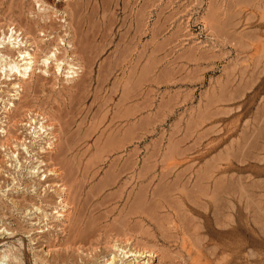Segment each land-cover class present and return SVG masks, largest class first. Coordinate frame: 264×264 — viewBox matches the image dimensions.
Here are the masks:
<instances>
[{
  "label": "rangeland",
  "instance_id": "obj_1",
  "mask_svg": "<svg viewBox=\"0 0 264 264\" xmlns=\"http://www.w3.org/2000/svg\"><path fill=\"white\" fill-rule=\"evenodd\" d=\"M68 1L69 4H67ZM80 1L81 0H0V18L3 17L1 18L2 22L5 18L9 19L11 16H13V14L14 16L20 14L23 17L28 16L29 18H27L29 21L33 18H35L34 20L39 18L40 22L36 25V28L38 27V37L40 36L39 39H43L42 44L44 42L45 45V51L42 53V56L45 55L47 49V51L51 50V53H54L57 50V53L61 51V53H58L59 56H62L65 51H68L69 53H67L69 59L66 57V61L63 65H67L66 68L64 67L65 70L62 72L63 74L58 72L57 69V74L54 73L53 64L50 68H48L44 66L41 61L36 63L35 74L32 76L34 79L31 77V83H25L27 86L25 85L26 88H24V91L22 92L23 95L25 93V96L27 95L26 92H29V98L27 97L28 99H31L32 97V99L36 101L37 104L39 101V104H42L44 103L43 100L46 98V101H48L53 100L55 96L57 97L58 92L62 91L64 87H71L73 83L76 84L75 80L77 79L75 78V80H71V78L69 79L66 77L65 73L69 66L67 64L68 61H72L77 66L80 63L77 59L76 61L72 60L71 56H73V48H71V45L68 42L72 41L71 44L74 45V48L80 46L78 49L81 54V60H83L84 57V60L82 61L84 68L80 69L79 77L80 75H87L85 78H89V80L84 79L86 81L84 82L83 76V78H78L77 82H79L80 79L79 86L82 87V90L80 88V90L78 89L77 91L73 89L74 93L71 91V96L68 95V98H66L65 107L64 105L60 107V104L55 102L56 107L54 108H58V106L60 107L58 111L57 109H54L55 114L57 115H55L57 118L56 123L59 133L64 138L63 139L61 136L64 141L61 139L62 150H59V152L63 153L62 155L60 154L61 157H63L66 154L68 155L74 152L76 147L78 149L82 148L80 151H83V146L86 148L88 143L90 145L92 143L93 145H91L90 152L93 160L88 165H82V167L79 168L76 164L73 165L70 161H68V163L65 162L67 160L63 162L60 161V163H62L60 166L62 165L61 168L63 169L64 176H67V179L69 177V181L71 180V182H68V180L66 181V178H64V182H58L59 180L57 175H49V179L40 180L38 176L36 178V176L34 177V175L32 176L28 174L31 165L35 162L34 159L39 157L41 153V150L36 144H34L35 150L34 147L33 149H30L32 150V157L28 156L26 153L22 154L23 151L20 150L22 158L21 160L23 162L26 160L23 159L25 154V156H27L26 158H28L27 163L26 161L23 163L26 166L24 165L25 168L22 171L23 173L21 172V179L18 173L14 174V167H9V164H11L12 161L9 160V157H5L6 160L0 164V179H2L0 180V240L5 238L8 240L0 244V251H6V249L8 250L10 248L14 249L16 247V242L20 243L24 240L27 241V245L29 247L27 253H21L20 256H18L15 260L14 256L10 255L9 258H7V264H96L103 254L108 255L110 251H113V248H110L109 245L105 243V241L107 242L108 239L109 241L114 242L113 240H115V236L119 234L122 235L124 230L129 235H131L130 240H132V237L134 240L126 242V244L124 241L121 243L118 241L117 243L123 248L128 250L134 249V243L137 240L143 243L147 241L149 246L151 245L153 246L152 248L160 250H158L159 252L157 251L158 256H151L152 264H201L206 259L210 264H264V0ZM74 3L76 4L74 5ZM19 5L22 6L20 7ZM70 8H73L72 11ZM16 10L19 11L20 14L16 12ZM70 13L72 14L71 16L69 15ZM74 13L75 16L78 17L77 19H75V16H73ZM81 15H84V17H81ZM50 21L54 22L53 24L56 26L55 31H51V28H44L45 30L42 31V27L46 24L49 26ZM78 21H80L81 24ZM78 23L79 26L77 25ZM73 25H77L76 27L80 28L75 29ZM49 27H51V25ZM86 29L88 30L86 31ZM80 30L82 31L80 32ZM78 32L80 33L78 34ZM44 34L47 35L44 36ZM77 36L81 38H78L80 41L78 39L76 40ZM75 40L78 42H75ZM54 43H56L58 46L55 47L52 45ZM76 43L77 45H75ZM80 43L82 44L83 48L81 47ZM66 46L68 49L65 48ZM61 48L63 50H61ZM73 59H75L74 56ZM45 70H47L46 74H44ZM91 71L93 75L88 73ZM37 75L38 77H41V79L43 76L45 80L43 79L41 81L40 79L42 82L41 83ZM56 75L58 78H56ZM35 81L37 84L38 81L40 82L41 86H39L41 87V90L39 86L36 89H28L30 84L34 87L36 86ZM54 81L56 84L58 83V85H56ZM97 83L99 84L100 88H103L99 89ZM5 86L6 85L4 84L0 85V106H2L3 110H1L3 114L0 112V127L6 123L2 122V119L3 121H6L4 117L6 115L4 113L5 105L8 103V101L17 99L11 95L14 93L13 89L11 87L8 88ZM112 86L113 89H111ZM1 87L4 88L2 89ZM95 87H97L99 89L98 91L100 92L97 93V88L95 89ZM55 88H57V91ZM2 90L6 94L2 92ZM38 90H40L39 93ZM12 91L13 93H11ZM83 92L85 94L80 95ZM7 93H9L11 96ZM73 94H76L77 96L75 99V95ZM2 95H4V101L2 100ZM23 95H21V97ZM94 99H96L95 102L93 101ZM23 100H25V98L14 101H16V104L18 105V101L20 102ZM70 100L73 106L71 105ZM50 102L48 103L49 105ZM101 102L105 103V105ZM45 106L46 109H48V106ZM70 107H72V109ZM88 109L91 110L88 111ZM66 110L69 111H67L68 113L66 112L65 115L63 111ZM69 112H71V114H69ZM77 112L81 113L78 114ZM85 112L89 114V118L85 121V123L81 124V120H83L82 118L84 115H86ZM60 113H62L63 117L65 115L63 120H61L63 117L61 118ZM72 116L74 119H72ZM95 116L98 118L95 119ZM112 118L114 120L111 124H114V131L111 132L110 130L107 131L106 129ZM59 120L61 122L63 121L64 123L61 124ZM69 120L71 123H69ZM90 123L92 125L91 127ZM65 124L67 126H64ZM77 127L80 130H77ZM102 130H105L104 135H101ZM130 130L132 131L130 133L132 136L129 134ZM72 131L74 133L76 131V134L78 133L77 135L74 134V136H72L74 139L71 137V135H73ZM68 134L72 138L71 140H69L70 137L67 139V136H69ZM127 134L130 136L128 139L127 137L129 136ZM82 135L84 136L82 137ZM80 137L82 138L81 140ZM99 138V144L101 145L100 148L103 147L102 149L97 147L94 143ZM30 139L31 138H28V141ZM44 139L47 140V138ZM87 140H89V142ZM40 142L43 141L41 140ZM67 146H69V148H67ZM1 148L2 147H0V149ZM13 150H15V148H13ZM33 152L36 153V155L39 152L40 153L38 156H36ZM134 152L138 155L133 154ZM5 153L6 152L4 151V148H2L0 157H4ZM132 154L134 156L136 155L137 157L132 156ZM128 156L132 157L128 160ZM115 159H118V161ZM124 160H126L125 163H123ZM135 160L136 162L131 164ZM126 163L129 167L126 165ZM63 164H65V166L67 164V166L63 167ZM110 164L113 169L110 168L108 173L111 171L116 172H113L115 175H113L111 172L109 174L110 177L107 176V179L105 175L108 174L105 172H107L106 170L110 167ZM122 164H125L123 167L124 169L122 167L120 168V166H123ZM144 164L145 166H149L151 164V166L145 167L143 166ZM212 164L214 165L213 167L211 166ZM69 165H72L70 169ZM187 165L189 167H187ZM76 166L79 169L76 168ZM4 167L6 168L4 169ZM143 167L146 169L145 171H142ZM7 168L8 170H6ZM66 168L70 171L66 172L68 171ZM43 169H47V167L45 166L44 168L43 166L42 170ZM121 169L127 170L123 171ZM185 169H187V171ZM119 170L120 172L123 171V173L121 172V174L119 172V174ZM184 170L185 173L183 172ZM220 170V173H216ZM222 170L225 172H222ZM95 171L97 172L96 178L89 179V177L92 176ZM72 173L73 175L76 174L74 175L75 177L71 176ZM166 173H168V176ZM202 173L206 174L204 175L206 178L203 177ZM224 173L227 176L224 175ZM111 174L114 177H112ZM198 174L202 175V177ZM24 175L25 177H23ZM103 175L105 176L106 180H104L105 178L103 179ZM211 175L214 176L211 177ZM15 176L18 180L14 181ZM73 177L74 179H72ZM111 177L113 178L112 182L110 180ZM134 177H136V180ZM223 177H226L225 180H223ZM83 179L84 182H82ZM45 180L49 182L46 184V182H44ZM92 180L95 181L92 182ZM40 181L43 185L40 183ZM80 182L82 184L85 183L82 189H80L82 185L78 184ZM61 183H67L66 186L69 188L67 192L69 195L68 198L70 196L72 197V199L70 197L71 200H68L69 203L71 202L70 206H72V208L74 207L72 209L74 214H72V217H70L72 218V221L71 219L69 221L67 216H60L59 213H57V211L60 209V198L58 195H60L63 187L61 186ZM101 183L103 186L101 185L102 187H99ZM147 183L150 184L147 185ZM74 184H76L75 187ZM89 184L92 187H90ZM98 184L99 186L95 187ZM161 184H164V187ZM223 185H226V188H223ZM242 185H246L247 187L245 186L244 188ZM118 186L122 187L118 188ZM214 186H219L221 192L218 191V189ZM71 187L76 188L74 192L72 191L74 188L72 189ZM145 187L147 190H143ZM205 187L208 190L207 192L204 191L206 189ZM140 188L145 192V194ZM239 188L241 189L239 190ZM88 189L90 192L87 191ZM95 189L97 190L95 191ZM186 189H189V191ZM214 189H216L218 192H216ZM79 190L81 191L79 192ZM140 191L141 193L138 195L137 193ZM87 192L88 194L90 193L91 196H94L91 198L89 195H87ZM95 192H99V194H96ZM166 192L169 193V196ZM57 193L59 194L57 195ZM77 193H80L81 195H78ZM108 193L110 195H108ZM154 193L157 196H153ZM161 193H166V195L170 198L168 199L170 202L166 200L167 196L165 197ZM189 193L191 195L193 194L191 196L192 198L195 195L193 199H196L193 200L190 198ZM46 195L50 197H45ZM51 195H56V198H53ZM97 195L98 197H96ZM6 196H9L10 198H7ZM24 196L32 199L34 197L35 199H33V201L32 199H27ZM43 196L44 198H42ZM138 196L140 198H138ZM76 197H78L77 200ZM85 197H90L87 198V202L88 199L91 200L87 206L84 204V202L87 203L86 201H81L83 199L86 200ZM107 197H109V200ZM130 197L131 201L129 202ZM151 197H154L153 200L156 202V205L154 202L150 201L152 200ZM11 199H16L14 201L16 203L18 202L17 206L15 203V205H13V201ZM55 199L57 200L55 201ZM141 199H144V201H141ZM27 200H29V202ZM53 201H55V206L58 205L55 208L53 205L54 203H52ZM48 202L49 204H46ZM114 202L118 203L114 204ZM1 203L6 209L2 207ZM91 203L96 204L94 205L96 209H93V204ZM223 203L226 205V207ZM159 204L161 206H159ZM74 205H76V207ZM98 205L100 206L99 209H97V207H99ZM172 205H175L176 207ZM200 205L201 207H198ZM19 206L21 208L23 207L24 210L23 208L19 209ZM37 207L40 209L36 210ZM87 207H90V209L88 208V210L85 211ZM205 208L206 210H204ZM80 209L81 213L84 215L79 213ZM92 209L94 212H96L95 214L92 212ZM108 209H112L113 211L111 210L110 212ZM216 209L218 211H216ZM31 210L32 212L30 213ZM143 210L147 211L143 212ZM129 211L134 213L130 214ZM200 211H203L202 214H205L202 215ZM76 212L79 213L78 215L81 220L79 222L80 225L78 224V215ZM100 212L103 213L100 214ZM126 213H128V216H126ZM155 213H157V215ZM167 213L170 214L167 215ZM216 213L219 214V216H217ZM99 214L101 220L99 217V219L95 218V216ZM118 214H120V216ZM151 214L154 218L156 217V219L159 218V215L161 224L157 222L159 219L155 220L154 218H150L149 215ZM123 215L126 218H124ZM170 215L174 216L176 221L180 223L177 228L175 227V224H173V220ZM82 216L84 218L86 217V219H83ZM216 216L219 217V219ZM15 217L18 219V222L14 221ZM91 217H93V221L91 220ZM145 218L146 220H144ZM88 219L89 221H87ZM124 219L128 221L127 224L124 223L126 222ZM73 220H77V223L76 221L73 222ZM98 220L100 221L99 223ZM102 222L105 226H103ZM72 223H74L73 228L76 226V224L79 225H77L78 227L76 226L78 233L75 236H71L72 233L70 232V225ZM112 223H114L113 225L117 224L116 229H119L121 226L119 229L120 233L116 231L115 228V230L110 228L113 227ZM122 224L126 226H123ZM135 224H139L138 227L141 228H139L140 232L137 230V226L135 227ZM166 224L168 225L167 229ZM189 224L190 226L188 227ZM101 225L104 228L101 227L100 229ZM130 225H133V227L136 229H133L130 227ZM159 225L161 229L159 228ZM163 226H165L166 230L163 228ZM143 227H145L147 232L145 229H142ZM22 228L24 230L23 232ZM109 228L111 229L110 232L106 231L107 229L109 230ZM171 229H173V231ZM80 230L83 232L81 233ZM6 231L8 233L9 231L14 232L16 235L9 237V234ZM99 231L101 234L98 235V238L97 234H99ZM103 231L107 232L108 234ZM162 231L165 233L163 234ZM177 231L178 233L180 232L178 236L176 235ZM105 234L108 238H106ZM180 234H182V236ZM93 235L95 237H93ZM166 235L167 239L165 238ZM142 236L145 237H143L145 240H142ZM179 236H181V238ZM94 238L97 240L95 241ZM193 238L195 239L193 240ZM69 239L71 240L69 241ZM178 239H180V241ZM80 242L82 243L80 244ZM191 242L193 245H191ZM64 243H67L66 245L68 247H66ZM73 243L74 246H72ZM88 243H91L92 245ZM185 243L187 247L185 246ZM182 245H184V247ZM106 246L109 249L105 248ZM201 247L203 248L201 249ZM17 248L18 247H16L14 251ZM188 248L191 250L187 252ZM192 249L194 250V256L196 254L200 256L205 251L203 253L204 255L200 256L203 259H200L202 262L198 259V256L194 259L199 261H195L191 258V256H193ZM199 250L201 251L198 252ZM20 258L23 259L21 260ZM148 258H150V256H148Z\"/></svg>",
  "mask_w": 264,
  "mask_h": 264
},
{
  "label": "bare ground",
  "instance_id": "obj_2",
  "mask_svg": "<svg viewBox=\"0 0 264 264\" xmlns=\"http://www.w3.org/2000/svg\"><path fill=\"white\" fill-rule=\"evenodd\" d=\"M57 1V0H56ZM82 1V0H81ZM80 1V2H81ZM91 0H89L88 2H90ZM102 1V0H101ZM110 1V0H109ZM117 1V0H116ZM60 2V1H59ZM65 2V1H64ZM221 2V1H220ZM72 3V2H71ZM144 3V2H143ZM147 3V2H146ZM67 4H69V1H68V3ZM76 3H74V5H75ZM88 4V3H87ZM78 5V4H77ZM93 5H94V3H93ZM92 5V6H93ZM98 5V4H97ZM133 5V4H132ZM20 6V5H19ZM22 6V5H21ZM20 6V7H21ZM70 6H71V4H70ZM81 6V5H80ZM104 6V5H103ZM8 7H9V5H8ZM68 7V6H67ZM98 7V6H97ZM127 7V6H126ZM142 7V6H141ZM11 8V7H10ZM69 8V7H68ZM74 8V7H73ZM73 8H70L71 9V11H72V9ZM132 8V7H131ZM22 9H23V7H22ZM65 9V8H64ZM75 9V8H74ZM116 9V8H115ZM127 9V8H126ZM140 9H142V8H140ZM30 10V9H29ZM8 11V10H7ZM10 11H11V9H10ZM12 11H14V10H12ZM21 11H23V10H21ZM20 11V12H21ZM130 11V10H129ZM4 12V11H3ZM16 12H18L19 13V11H17L16 10ZM64 12H66V11H64ZM74 12V11H73ZM4 13H6V12H4ZM8 13V12H7ZM10 13V12H9ZM136 13V12H135ZM11 14H12V12H11ZM20 14V13H19ZM1 15V14H0ZM8 15V14H7ZM17 15V14H16ZM25 15V14H24ZM70 16L72 15L71 13L69 14ZM128 15H129V13H128ZM73 16H75V13L73 14ZM84 17V15H81V17ZM110 16V15H109ZM125 16V15H124ZM204 16V15H203ZM28 16H25V17H23L21 14L20 15H17V16H14V14H13V16H11L9 19H7V18H5L4 20H3V22H2V19L1 18H3V17H1L0 18V85H6L5 87H11L12 89H13V91H14V93H13V91L11 92V93H13V94H11L13 97H16L17 99H14V100H21V98H25V100H23V101H18V105L16 104V101H14L13 99V101H8V103L5 105V109H4V113L6 114L4 117H5V120L6 121H3V119H2V122L3 123H5V124H3V126H1L0 127V147H2V148H4V151L6 152L5 153V155H4V157H0V164L2 163V162H4L6 159H5V157H9V160H11L10 162H11V164H9V167L11 166V167H14V170H12V171H14V174H16V173H18V175H20L19 177H20V179H21V174L23 173L22 171L24 170V165L25 164H23L25 161H26V163H27V161H28V158H26L27 156H25L26 154L28 155V156H30V157H32V150H30L31 148L33 149V147L35 146L34 144H36L38 147H39V149L41 150V153H40V156L39 157H37L36 158V156H38V154L36 155V153H34L36 156H35V158L36 159H34L35 160V162L31 165V167H30V169H29V171L28 170H26V171H28V174H30V175H34V177L36 176V178H37V176H38V178L40 179V180H44V179H49L48 178V176L49 175H57L58 176V182H60V181H62V182H64V178H66V181L68 180V182H71V180L69 181V177H68V179H67V176L65 177L64 176V173H63V169L61 168V166H60V164H62V163H60V161L61 162H63V161H65V160H67V161H65L66 163H68V161H70V162H72V164L74 165V164H76L79 168L80 167H82V165H88V164H90L91 163V161L93 160V157H92V155H90V152H91V145H92V143H91V145L88 143V146L85 148V146H83L84 148H83V151H80L82 148H75V150H74V152H72L71 154H66L65 156H63V157H61V155L63 154V153H60L59 152V150L61 151L62 149H61V146H62V143H61V139L63 138V136L59 133V129H58V127H57V123H56V120H57V118H56V114H55V111H54V109H57V111L59 110V108L61 107V106H63L64 105V107H65V104H66V98H68V95H70L71 96V93L73 92V89H75L76 91L80 88L81 90H82V87L81 86H79L80 85V79H79V82H77V80H78V78H80V77H82L83 78V80L85 79V80H89V78H85V76H87V75H80V77H79V74H80V69H82V68H84L83 67V63H82V61L84 60V57H83V60H81L82 58H80L81 57V54H80V51H79V49H78V47H80V46H78L77 48H74V45L73 44H71L72 43V41H70V42H68L70 45H71V48H73L72 49V55L75 57V59H73V56H71L72 57V60L73 61H76V59L78 60V62H80L79 64H78V66L75 64V63H73L72 61H68V68H67V70H66V77L67 78H71V80L72 79H74L75 80V78L77 79V80H75L76 81V84L75 83H73V85L71 86V87H62L63 89H62V91H60V92H58V95H57V97L55 96V94H56V92H55V94H54V96H55V98L53 99V100H48L49 102L50 101H52V102H50V105L48 104L49 102L48 101H46V99H44L43 100V102L44 103H42V104H39V102H38V104H37V102L36 101H34L33 99H32V97H31V99H28L29 97H28V95H29V92H26V90H25V92H26V96H25V93H24V95L22 94V92L24 91V88H26V84H27V82H30L31 80V77L33 76V74H35V66H36V63L38 62L39 63V61H41L42 63H43V65L44 66H46V67H48V68H50L51 67V65L53 64L54 65V73H56L57 74V71H56V69L58 70V72H63V70H65V68H66V66H63L64 65V62L66 61V57L68 58V55H67V53H68V51H65L64 52V54L62 55V56H59V54L58 53H61V51H59L58 53H57V51L56 52H54V53H51L52 51L50 50V51H47L46 50V53H45V55L44 56H42V53L45 51V45H44V42H43V44H42V41H43V39H39V37H38V27L36 28V25L37 24H39V18L38 19H36V20H38V21H36V20H34L35 18H33V19H31L30 21L28 20V18H27ZM43 18V17H42ZM50 18V17H49ZM70 18V17H69ZM74 18V17H73ZM78 17H76L75 16V19H77ZM110 18V17H109ZM140 18V17H139ZM115 19V18H114ZM41 20V19H40ZM45 20V19H44ZM47 20V19H46ZM71 20V19H70ZM47 21H49V20H47ZM88 21H89V19H88ZM131 21V20H130ZM66 22V21H65ZM69 22H71V21H69ZM79 23H80V21H78ZM95 22V21H94ZM54 22L53 21H50V25H51V27H49L48 26V24H46L45 26H43L42 28V31L43 30H45V29H48V28H51V31L52 30H54L55 31V29H56V26H55V24H53ZM72 23H73V21H72ZM79 23L77 24L78 26H79ZM91 23V22H90ZM110 23V22H109ZM75 24V23H74ZM81 24V23H80ZM85 24V23H84ZM40 25H41V23H40ZM76 25V26H77ZM136 25H137V23H136ZM42 26V25H41ZM71 26V25H70ZM76 26H74L73 25V27H75V29H77V28H80V27H76ZM123 26V25H122ZM132 26V25H131ZM58 27V26H57ZM89 27H92V26H89ZM45 28V29H44ZM87 28V27H86ZM139 28V27H138ZM69 29V28H68ZM74 29V30H75ZM130 29V28H129ZM252 29V28H251ZM250 29V30H251ZM254 29V28H253ZM40 30V29H39ZM72 30H73V28H72ZM79 30V29H78ZM78 30H76V31H78ZM88 29H86V31H87ZM82 30H80V32H81ZM93 31V30H92ZM130 31V30H129ZM47 32V31H46ZM64 32V31H63ZM62 32V33H63ZM72 32V31H71ZM80 32H78V34L80 33ZM45 33V32H44ZM51 33V32H50ZM58 33V32H57ZM89 33V32H88ZM96 33V32H95ZM77 34V35H78ZM45 35H47V34H44V36ZM51 35V34H50ZM89 35V34H88ZM125 35V34H124ZM123 35V36H124ZM256 35V34H255ZM66 36V35H65ZM73 36H74V34H73ZM72 36V37H73ZM82 36H84V35H82ZM142 36V35H141ZM57 37V36H56ZM55 37V38H56ZM59 37H60V35H59ZM85 37V36H84ZM140 37V36H139ZM62 38V37H61ZM61 38H59V39H61ZM78 38H80V37H76V40L78 39ZM100 38H102V37H100ZM69 39V38H68ZM74 39V38H73ZM81 39V38H80ZM84 39V38H83ZM87 39V38H86ZM56 40V39H55ZM61 40H64V39H61ZM72 40V39H71ZM75 40V42H78V41H76ZM79 40V39H78ZM93 40V39H92ZM122 40V39H121ZM45 41V40H44ZM68 41V40H67ZM74 41V40H73ZM80 41V40H79ZM50 42V41H49ZM54 42V41H53ZM53 42H51V43H53ZM60 42V41H59ZM88 42V41H87ZM82 43V42H81ZM80 43V45H81V47H82V44ZM84 43V42H83ZM86 43V42H85ZM49 44V43H48ZM61 44V43H60ZM63 44H65V43H63ZM88 44V43H87ZM52 45H54L55 47L56 46H58L56 43H54V44H52ZM75 45H77V43L75 44ZM103 45V44H102ZM136 46H138L137 44H135ZM149 45V44H148ZM48 46V45H47ZM49 46H50V44H49ZM85 46V45H84ZM95 46V45H94ZM116 46V45H115ZM61 47V46H60ZM99 47H101V46H99ZM148 47V46H147ZM63 48V47H62ZM61 48V50H63ZM65 48H67V46L65 47ZM83 48V47H82ZM87 48V47H86ZM139 48V47H138ZM195 48V47H194ZM56 49V48H55ZM68 49V48H67ZM142 52V51H141ZM92 53V52H91ZM100 53H101V51H100ZM52 54V55H51ZM69 54V53H68ZM144 54V53H143ZM61 55V54H60ZM71 55V54H70ZM110 55V54H109ZM253 55V54H252ZM85 56V55H84ZM119 56V55H118ZM138 56H140V55H138ZM138 56H137V58H138ZM143 57V56H142ZM253 57V56H252ZM69 59V58H68ZM157 60V59H156ZM55 64H54V63ZM92 63V62H91ZM85 64V63H84ZM153 64V63H152ZM80 65V66H79ZM43 66V67H44ZM89 66H91V65H89ZM133 66V65H132ZM65 67V68H64ZM142 67V66H141ZM37 68V67H36ZM41 68V67H40ZM85 68H86V66H85ZM135 69V68H134ZM143 69V68H142ZM49 70V69H48ZM93 70V69H92ZM43 71V70H42ZM132 71H133V68H132ZM45 73L44 74H46L47 73V70H45L44 71ZM83 72V71H82ZM84 72H85V69H84ZM83 72V73H84ZM113 72V71H112ZM125 72H126V70H125ZM141 72V71H140ZM60 73V74H61ZM64 73V74H65ZM88 73H90V74H92V71L91 72H88ZM98 73V72H97ZM63 74V73H62ZM103 74V73H102ZM93 75V74H92ZM48 76V75H47ZM37 77H38V75H37ZM45 77V76H44ZM105 77H107V76H105ZM159 77V76H158ZM33 79H34V77H32ZM56 78H58L57 77V75H56ZM82 78H81V80H82ZM98 78H100V77H98ZM121 78V77H120ZM131 78V77H130ZM160 78V77H159ZM159 78H158V80H159ZM37 79V78H36ZM38 79H39V81H40V79H41V77H38ZM45 80V78H43V76H42V79H41V81L42 80ZM91 79V78H90ZM115 79V78H114ZM54 80V79H53ZM56 80V79H55ZM84 80V82H86ZM94 80V79H93ZM106 80V79H105ZM121 80V79H120ZM34 81V80H33ZM38 81V84L36 83V81H35V83H36V86L34 87V86H32L31 84H30V86H28V89H36L39 85H40V82ZM98 81V80H97ZM104 81V80H103ZM115 81V80H114ZM117 81V80H116ZM100 82V81H99ZM154 82V81H153ZM26 83V84H25ZM31 83V82H30ZM33 83V82H32ZM42 83V82H41ZM48 83V82H47ZM54 83H55V81H54ZM61 83H63V82H61ZM88 83H89V81H88ZM119 83V82H118ZM130 83V82H129ZM56 84V83H55ZM64 84H67V83H64ZM69 84V83H68ZM92 84V83H91ZM102 84V83H101ZM104 84V83H103ZM112 84V83H111ZM229 84H231V83H229ZM26 85V86H25ZM42 85H44V84H42ZM56 85H58V83L56 84ZM71 85V84H70ZM82 85V84H81ZM97 85L99 86V84L97 83ZM41 86V85H40ZM39 86V88H40V90H41V87ZM53 86H55V85H53ZM64 86H68V85H64ZM97 86V87H98ZM102 86V85H101ZM110 86V85H109ZM108 86V87H109ZM114 86V85H113ZM113 86H112V88L111 89H113ZM118 86V85H117ZM84 87V86H83ZM88 87V86H87ZM97 87H95V89L97 88ZM121 87V86H120ZM150 87V86H149ZM2 88V87H1ZM4 88V87H3ZM2 88V89H3ZM10 88V89H11ZM86 88V87H85ZM84 88V89H85ZM90 88V87H89ZM99 89H102L103 87H101L100 88V86L98 87ZM97 88V93L98 92H100V91H98L99 89ZM116 88V87H115ZM9 89V90H10ZM11 89V90H12ZM57 88H55V90H56ZM79 89V90H80ZM88 89V88H87ZM86 89V90H87ZM127 89V88H126ZM40 90H38V93H39V91ZM45 90H47V89H45ZM60 90V89H59ZM86 90H85V92H86ZM119 90V89H118ZM49 91V90H48ZM52 91V90H51ZM54 91V90H53ZM57 91V90H56ZM72 91V92H71ZM76 91H75V93H76ZM105 91V90H104ZM110 91V90H109ZM149 91V90H148ZM1 92V91H0ZM2 92H4L3 90H2ZM36 92H37V90H36ZM46 92V91H45ZM92 92H94V91H92ZM150 92V91H149ZM5 93V92H4ZM49 93H50V91H49ZM74 93V92H73ZM96 93V94H97ZM128 93V92H127ZM6 94V93H5ZM7 94H9V93H7ZM32 94H33V92H32ZM53 94V93H52ZM79 94V93H78ZM83 94H85L84 92L82 93V94H80V95H83ZM103 94V93H102ZM1 95V94H0ZM10 95V94H9ZM8 95V96H9ZM10 95V96H11ZM21 95H23L22 97H21ZM31 95V94H30ZM48 95V94H47ZM73 95H75L74 96V99H75V97H77L76 96V94H73ZM101 95V94H100ZM50 96H52V95H50ZM53 96V97H54ZM88 96H90V95H88ZM93 96H95V95H93ZM3 97H4V95H2V100H3ZM28 97V98H27ZM36 97V96H35ZM79 97V96H78ZM81 97V96H80ZM98 97V96H97ZM108 97V96H107ZM117 97V96H116ZM1 98V97H0ZM51 98V97H50ZM85 98V97H84ZM94 98V97H93ZM98 98H100V97H98ZM145 98V97H144ZM38 99V98H37ZM40 99V98H39ZM73 99V98H72ZM74 99H73V101H74ZM6 100V99H5ZM42 100V99H41ZM84 100V99H83ZM95 100L96 99H94L93 101L95 102ZM98 100V99H97ZM4 101V100H3ZM92 101V102H93ZM116 101V100H115ZM118 101V100H117ZM119 101H121V100H119ZM149 101V100H148ZM55 102L56 103H58V104H60V107L58 106V108H54V107H56L55 105ZM70 102H71V100H70ZM82 102V101H81ZM87 102V101H86ZM90 102V101H89ZM93 102V103H94ZM143 102V101H142ZM146 102V101H145ZM150 102V101H149ZM76 103V102H75ZM80 103V102H79ZM85 103V102H84ZM92 103V104H93ZM99 103V102H98ZM102 103V102H101ZM114 103V102H113ZM112 103V104H113ZM129 103V102H128ZM5 104V103H4ZM3 104V105H4ZM91 104V105H92ZM102 104H104L105 105V103H102ZM119 104V103H118ZM146 104V103H145ZM45 105H47L48 106V109H46V106ZM71 105L73 106V104H72V102H71ZM70 105V106H71ZM90 105V104H89ZM97 105V104H96ZM101 105V104H100ZM104 105H102V106H104ZM161 105H162V103H161ZM109 106V105H108ZM112 106V105H111ZM122 106V105H121ZM50 107V108H49ZM67 107V106H66ZM84 107V106H83ZM91 107V106H90ZM90 107H88V108H90ZM107 107V106H106ZM71 109H72V107H70ZM99 108V107H98ZM132 108V107H131ZM66 109V108H65ZM74 109V108H73ZM79 109V108H78ZM82 109V108H81ZM115 109V108H114ZM1 110H2V106H0V112H1ZM89 110H91V109H88V111ZM94 110H96V109H94ZM3 111V110H2ZM67 111H69V110H66V111H63V113H65V115H66V112ZM85 111V110H84ZM72 112V111H71ZM71 112H69V114H71ZM82 112V111H81ZM81 112H77L78 114L79 113H81ZM2 113V112H1ZM68 113V112H67ZM74 113V112H73ZM86 113V115H84V117L82 118L83 120H81V124H83V123H85V121L89 118L88 117V113L87 112H85ZM112 113V112H111ZM3 114V113H2ZM84 114V113H83ZM97 114V113H96ZM131 114V113H130ZM1 115V114H0ZM56 115V116H55ZM65 115H64V117L62 116V113H60V116H61V120H63L64 118H65ZM100 115V114H99ZM127 115V114H126ZM155 115V114H154ZM154 115H153V117H154ZM161 115H163V114H161ZM74 116V115H73ZM72 116V117H73ZM76 116H78V115H76ZM71 117V118H72ZM92 117V116H91ZM96 117V116H95ZM106 117V116H105ZM114 117V116H113ZM163 117V116H162ZM1 118V117H0ZM3 118V117H2ZM98 117H96L95 119H97ZM144 118V117H143ZM160 118V117H159ZM72 119H74V117L72 118ZM94 119V118H93ZM102 119V118H101ZM126 119V118H125ZM130 119V118H129ZM153 119V118H152ZM1 120V119H0ZM113 118H112V120H111V122H110V124L108 125V127H107V131L108 130H110L111 132L112 131H114V124H111L112 122H113ZM60 121V120H59ZM75 121V120H74ZM94 121V120H93ZM93 121H92V123H93ZM124 121V120H123ZM123 121H121V122H123ZM61 122V121H60ZM66 122H68V121H66ZM152 122H154V121H152ZM157 122V121H156ZM62 123H64L63 121L61 122V124ZM69 123H71V121L69 120ZM68 123V124H69ZM97 123V122H96ZM0 124H1V122H0ZM76 124V123H75ZM80 124V125H81ZM123 125V124H122ZM58 126H60V125H58ZM64 126H67L66 124L64 125ZM71 126V125H70ZM92 125H91V123H90V127H91ZM104 126V125H103ZM138 126V125H137ZM105 127V126H104ZM61 128V127H60ZM80 128V127H79ZM89 128V127H88ZM132 128V127H131ZM69 129V128H68ZM100 129V128H99ZM119 129V128H118ZM128 129V128H127ZM144 129H146V128H144ZM61 130V129H60ZM76 130V129H75ZM77 130H80V129H78V127H77ZM123 130V129H122ZM71 131V130H70ZM120 131V130H119ZM149 131V130H148ZM65 132V131H64ZM73 132V131H72ZM78 132V131H77ZM81 132V131H80ZM79 132V133H80ZM87 132V131H86ZM132 131L130 130V132H129V134L131 133ZM150 132V131H149ZM114 133V132H113ZM119 133H121V132H119ZM74 134H76V131H75V133L73 132V135H71V137L72 136H74ZM78 134V133H77ZM76 134V135H77ZM105 134V130H102L101 131V135H104ZM129 134H127L128 136H129ZM241 134V133H240ZM69 135V134H68ZM61 136H62V138H61ZM84 135H82V137H83ZM90 136V135H89ZM117 136H118V134H117ZM121 136V135H120ZM130 136H132L131 134H130ZM130 136L129 137H127V139L128 138H130ZM68 137H70V135L69 136H67V139H68ZM70 137V139L69 140H71L72 138L74 139V137H72L71 138ZM102 137V136H101ZM104 137V136H103ZM123 137V136H122ZM138 137V136H137ZM136 137V138H137ZM143 137V136H142ZM28 138H31L29 141H28ZM44 138H47V140L46 139H44ZM121 138V137H120ZM140 138V137H139ZM138 138V139H139ZM33 139V140H32ZM44 139V140H43ZM64 139V138H63ZM62 139V140H63ZM78 139V138H77ZM82 138L80 137V140H81ZM125 139H126V137H125ZM35 140V141H34ZM42 140L43 142H40V141ZM66 140V139H65ZM69 140H67V141H69ZM90 140V139H89ZM89 140H87L88 142H89ZM103 140V139H102ZM64 141V140H63ZM66 141V142H67ZM76 141V140H75ZM92 141V140H91ZM96 141V140H95ZM100 138L96 141V142H94L95 143V145L97 146V147H99L100 148ZM116 143V142H115ZM138 143V142H137ZM143 143V142H142ZM76 144V143H75ZM114 144V143H113ZM79 145V144H78ZM139 145V144H138ZM233 145V144H232ZM32 146V147H31ZM70 146V145H69ZM69 146H67V148H69ZM74 146V145H73ZM72 146V147H73ZM93 146V145H92ZM111 146V145H110ZM263 146V145H262ZM257 147V146H256ZM2 148L0 149V152H1V150H2ZM13 148H15V150H13ZM63 148V147H62ZM66 148V147H65ZM103 148V147H102ZM102 148H100V149H102ZM106 148V147H105ZM112 148V147H111ZM129 148V147H128ZM72 149V148H71ZM123 149V148H122ZM125 149H127V148H125ZM139 149V148H138ZM8 150V151H7ZM20 150H22L23 152H22V154H24V153H26L23 157V159L25 160L24 162L21 160L22 158H21V151ZM34 150H35V147H34ZM93 150V149H92ZM260 150V149H259ZM17 151H18V153H17ZM39 151V150H38ZM37 151V152H38ZM69 151V150H68ZM109 151V150H108ZM118 151V150H117ZM125 151H127V150H125ZM125 151H124V153H125ZM105 152V151H104ZM122 152V151H121ZM136 152H138V151H136ZM65 153V152H64ZM96 153V152H95ZM94 153V154H95ZM98 153V152H97ZM106 153V152H105ZM107 153H109V152H107ZM130 153V152H129ZM2 154V153H1ZM4 154V153H3ZM32 154V155H31ZM61 154V155H60ZM92 154V153H91ZM118 154V153H117ZM133 154H136L135 152L133 153ZM132 154V156H134ZM140 154V153H139ZM152 154V153H151ZM115 155V154H114ZM136 155H138V154H136ZM135 155V156H136ZM131 156V157H132ZM134 156V157H135ZM154 156V155H153ZM123 157V156H122ZM121 157V158H122ZM130 156H128V160H129V158H131ZM137 157V156H136ZM145 157V156H144ZM113 158V157H112ZM125 158V159H126ZM149 158V157H148ZM147 158V159H148ZM111 159V158H110ZM118 159H119V157H118ZM118 159H115L116 161H118ZM123 159V158H122ZM137 159H139V158H137ZM141 159V158H140ZM213 159V158H212ZM215 159V158H214ZM218 159V158H217ZM8 160V159H7ZM30 160V159H29ZM121 160V159H120ZM255 160V159H254ZM32 161V160H31ZM30 161V162H31ZM108 161V160H107ZM125 161L126 160H124V162L123 163H125ZM138 161V160H137ZM154 161V160H153ZM158 161V160H157ZM223 161V160H222ZM8 162V161H7ZM64 162V163H65ZM94 162V161H93ZM95 162H97V161H95ZM104 162V161H103ZM132 162V161H131ZM134 162H136V160L135 161H133L131 164H133ZM260 162V161H259ZM107 163V162H106ZM118 163V162H117ZM138 163V162H137ZM167 163V162H166ZM69 164H71V163H69ZM104 164V163H103ZM114 164H115V162H114ZM129 164V163H128ZM159 164V163H158ZM169 164V163H168ZM171 164V163H170ZM199 164V163H198ZM216 164H217V161H216ZM28 165V164H27ZM123 165V164H122ZM125 165V164H124ZM124 165L123 166H120V168L122 167H124ZM126 165H127V163H126ZM130 165V164H129ZM139 165V164H138ZM210 165V164H209ZM6 166H8V165H6ZM26 166V165H25ZM44 166V168H45V166L47 167V169H43L42 170V167ZM66 166H67V164H66ZM65 166V164H63V167H66ZM72 166V165H71ZM70 165H69V169H70V167H71ZM76 166V168H78ZM89 166H91V165H89ZM118 166H119V164H118ZM128 166V165H127ZM143 166H145V164L143 165ZM149 166H151V164L149 165ZM149 166H145V167H149ZM155 166H156V164H155ZM161 166V165H160ZM169 166V165H168ZM184 166V165H183ZM212 167L214 166L213 164L211 165ZM2 167H3V164H2ZM129 167V166H128ZM127 167V168H128ZM133 167V166H132ZM131 167V168H132ZM135 167V166H134ZM137 167V166H136ZM187 167H189L188 165H187ZM203 167V166H202ZM208 167V166H207ZM210 167V166H209ZM212 167H210V168H212ZM1 168V167H0ZM6 167H4V169H5ZM78 168V169H79ZM85 168V167H84ZM91 168V167H90ZM100 168V167H99ZM110 168H112V166H111V164H110V167L106 170L107 172H105L106 174H108V175H105L106 176V178H107V176H109V174L112 172H110V173H108V170H110ZM165 168V167H164ZM209 168V169H210ZM216 168V167H215ZM224 168V167H223ZM223 168H221V169H223ZM4 169H3V171H4ZM10 169V168H9ZM69 169H67L66 168V170H68V171H66V172H69L70 170ZM75 169V168H74ZM113 169V168H112ZM111 169V170H112ZM124 169V168H123ZM123 169H121V170H123ZM130 169V168H129ZM133 169V168H132ZM155 169H157V168H155ZM177 169V168H176ZM6 170H8V168L6 169ZM85 170V169H84ZM83 170V171H84ZM89 170V169H88ZM125 170H127V169H125ZM125 170H123V171H125ZM138 170V169H137ZM146 169H144V167H143V169H142V171H145ZM166 170V169H165ZM173 170V169H172ZM186 171H187V169H185ZM185 170L183 171L184 173H185ZM191 170V169H190ZM219 170V169H218ZM227 170V169H226ZM80 171V170H79ZM123 171H121L122 173H123ZM162 171V170H161ZM188 171H189V169H188ZM193 171V170H192ZM196 171V170H195ZM198 171V170H197ZM224 170H222V172H223ZM6 172V171H5ZM11 172V171H10ZM22 172V173H21ZM44 172V173H43ZM66 172H65V174H66ZM102 172V171H101ZM114 172V171H113ZM112 172V173H113ZM116 172V171H115ZM114 172V173H115ZM120 172V170L118 171V173ZM120 172V173H121ZM158 172V171H157ZM171 172V171H170ZM170 172H168V173H170ZM200 172H201V170H200ZM202 172H203V170H202ZM220 173L221 172V170L220 171H217L216 173ZM225 172V171H224ZM13 173V172H12ZM75 173H77V172H75ZM81 173V172H80ZM113 173V175H115ZM119 173V174H120ZM121 173V174H122ZM149 173V172H148ZM147 173V174H148ZM168 173H166V175L168 174ZM199 173V172H198ZM1 174V173H0ZM8 174V173H7ZM26 174V173H25ZM86 174V173H85ZM102 174V173H101ZM137 174V173H136ZM140 174V173H139ZM142 174V173H141ZM156 174V173H155ZM155 174H153V175H155ZM158 174V173H157ZM201 174V173H200ZM200 174H198V175H200ZM206 174H207V172H206ZM206 174H204V173H202V175H203V177L204 178H206L204 175H206ZM30 175H29V177H30ZM67 175V174H66ZM74 175H76V174H74ZM73 175V173H72V175L71 176H74ZM96 175H97V172L95 171V173L92 175V176H90L89 177V179L91 178V179H94V178H96ZM112 174H111V176L112 177H114ZM133 175H135V174H133ZM152 175V174H151ZM182 175V174H181ZM195 175V174H194ZM202 175H200L201 177H202ZM217 175V174H216ZM222 175H223V173H222ZM224 175H226L225 173H224ZM248 175V174H247ZM10 176V175H9ZM70 176V175H69ZM70 176V177H71ZM100 176V175H99ZM104 176V175H103ZM105 176L103 177V179L105 178ZM117 176H119V175H117ZM143 176V175H142ZM145 176V175H144ZM157 176V175H156ZM168 176V175H167ZM173 176V175H172ZM175 176V175H174ZM187 176V175H186ZM212 176H214V175H211V177ZM227 176V175H226ZM23 177H25V175L23 176ZM53 177V176H52ZM56 177V176H55ZM54 177V178H55ZM75 177V176H74ZM74 177L72 178V179H74ZM85 177H86V175H85ZM88 177V176H87ZM110 177V176H109ZM111 177V182H112V180H113V178ZM146 177V176H145ZM158 177V176H157ZM208 177V176H207ZM216 177V176H215ZM246 177V176H245ZM57 178V177H56ZM80 178V177H79ZM84 178V177H83ZM106 178L104 179V180H106ZM135 178V180H136V177H134ZM138 178V177H137ZM147 178V177H146ZM149 178H150V176H149ZM162 178H163V176H162ZM181 178V177H180ZM214 178V177H213ZM221 178V177H220ZM219 178V179H220ZM224 179L223 180H225V178L226 177H223ZM26 179V178H25ZM35 179V178H34ZM53 179V178H52ZM85 179V178H84ZM84 179H83V181L82 182H84ZM99 179V178H98ZM102 179V178H101ZM108 179V178H107ZM115 179V178H114ZM145 179V178H144ZM158 179V178H157ZM202 179V178H201ZM200 179V180H201ZM210 179V178H209ZM222 179V178H221ZM0 180H2V179H0ZM15 180H18V179H16V176L14 177V181ZM24 180V179H23ZM22 180V181H23ZM57 180V179H56ZM96 180V179H95ZM94 180V181H95ZM103 180V181H104ZM140 180V179H139ZM146 180H148V179H146ZM145 180V181H146ZM154 180V179H153ZM161 180V179H160ZM169 180V179H168ZM211 180V179H210ZM27 181V180H26ZM73 181V180H72ZM88 181V180H87ZM93 180H92V182H94ZM99 181V180H98ZM145 181H143V182H145ZM230 181V180H229ZM43 182V181H42ZM44 182H46V184H47V182H49V181H44ZM54 182V181H53ZM57 182V181H56ZM101 182V181H100ZM99 182V183H100ZM106 182V181H105ZM110 182V183H111ZM18 183V182H17ZM28 183V182H27ZM31 183V182H30ZM34 183V182H33ZM40 183H41V181H40ZM88 183V182H87ZM115 183V182H114ZM122 183V182H121ZM223 183V182H222ZM15 184V183H14ZM22 184V183H21ZM42 184V183H41ZM52 184V183H51ZM55 184V183H54ZM62 184V183H61ZM67 184V183H66ZM66 184H62L61 186H63L62 187V191L60 192V195H58L59 193H57V195L59 196V198H60V209L57 211V213H59V215L60 216H67L68 217V220L70 221V219H71V221H72V218H70V217H72L71 215L72 214H74L73 212L74 211H72V209L74 208H72V206H70V203H69V201L68 200H71L72 199V197H71V199H70V197L68 198V189L69 188H67V186H66ZM71 184V183H70ZM79 185L81 184L82 185V187L80 188V189H82L83 188V185L85 184V183H78ZM91 184V183H90ZM89 184V185H90ZM107 184V183H106ZM148 184H150V183H147V185ZM171 184H173V183H171ZM183 184V183H182ZM211 184V183H210ZM224 184V183H223ZM239 184V183H238ZM17 185H20V184H17ZM43 185V184H42ZM58 185V184H57ZM75 185L76 184H74V187H75ZM96 185V184H95ZM103 186V184L101 183L100 184V186H99V184L97 185V186H95V187H102ZM108 185V184H107ZM111 185V184H110ZM118 185V184H117ZM132 185H133V183H132ZM142 185V184H141ZM147 185H146V187H147ZM154 185V184H153ZM162 186L164 185V184H161ZM167 185V184H166ZM189 185V184H188ZM206 185H208V184H206ZM219 185V184H218ZM240 185V184H239ZM257 185H259V184H257ZM11 186V185H10ZM50 186V185H49ZM69 186V185H68ZM78 186V185H77ZM76 186V187H77ZM106 186V185H105ZM160 186V185H159ZM177 186V185H176ZM180 186V185H179ZM178 186V187H179ZM183 186V185H182ZM193 186V185H192ZM197 186H199V185H197ZM209 186V185H208ZM208 186H207V188H208ZM226 186V185H225ZM224 185H223V188H226ZM242 186H244V185H242ZM246 186V185H245ZM245 186H244V188H245ZM55 187V186H54ZM57 187V186H56ZM58 187H60V186H58ZM73 187V188H74ZM90 187H92L91 185H90ZM89 187V188H90ZM120 187H122V186H118V188H120ZM144 187V186H143ZM145 187V188H146ZM164 187V186H163ZM215 188H217L218 189V191H220L221 192V190L219 189V186H214ZM247 187V186H246ZM255 187V186H254ZM14 188V187H13ZM50 188H51V186H50ZM72 188V187H71ZM72 188V189H73ZM94 188V187H93ZM104 188V187H103ZM115 188V187H114ZM141 188H142V186H141ZM140 188V189H141ZM145 188H143V190H147V188L145 189ZM159 188V187H158ZM157 188V189H158ZM206 188V187H205ZM207 188L204 190L205 192H207L208 190H207ZM22 189V188H21ZM76 188H74L72 191L74 192V190H75ZM98 189H102V188H98ZM110 189V188H109ZM108 189V190H109ZM131 189V188H130ZM137 189V188H136ZM151 189V188H150ZM169 189V188H168ZM234 189V188H233ZM241 188H239V190H240ZM94 190V189H93ZM97 189H95V191H96ZM105 190V189H104ZM120 190V189H119ZM142 189H141V191H143ZM187 190V189H186ZM216 192H218L216 189H214ZM223 190V189H222ZM231 190V189H230ZM246 190V189H245ZM45 191V190H44ZM81 190H79V192H80ZM87 191H89V189L87 190ZM91 191H92V189H91ZM106 191V190H105ZM104 191V192H105ZM134 191V190H133ZM132 191V192H133ZM141 191L140 192H138L137 194L138 195H140V193H141ZM155 191H156V189H155ZM155 191H153V192H155ZM158 191H159V189H158ZM161 191V190H160ZM164 191V190H163ZM167 191V190H166ZM170 191H172V190H170ZM174 191H176V190H174ZM187 191H189V189L187 190ZM191 191H192V189H191ZM211 191V190H210ZM235 191V190H234ZM6 192V191H5ZM47 192V191H46ZM54 192H56V191H54ZM73 192H71V193H73ZM90 192V191H89ZM94 192V191H93ZM126 192V191H125ZM144 192V191H143ZM142 192V193H143ZM150 192V191H149ZM195 192V191H194ZM204 192V193H205ZM237 192V191H236ZM70 193V194H71ZM96 193V192H95ZM94 193V194H95ZM98 194H99V192H97ZM96 193V194H97ZM105 193H107V192H105ZM118 193V192H117ZM156 193H158V192H156ZM167 193V195L169 196V193L168 192H166ZM166 193H161L162 195H164L165 197L167 196L166 195ZM240 193H241V191H240ZM78 195H81L80 193H77ZM119 194V193H118ZM121 194V193H120ZM133 194V193H132ZM144 194H145V192H144ZM143 194V195H144ZM159 194V193H158ZM203 194V193H202ZM214 194H218V193H214ZM213 194V195H214ZM72 195V194H71ZM84 195V194H83ZM87 195H89L91 198L94 196L93 194V196H91V194L89 193L88 194V192H87ZM105 195V194H104ZM108 195H110L109 193H108ZM107 195V196H108ZM142 195V196H143ZM189 195H190V198H192L191 196L193 195H191L190 193H189ZM239 195V194H238ZM242 195V194H241ZM5 196V195H4ZM3 196V197H4ZM31 196V195H30ZM48 195H46L45 197H47ZM53 198L55 197L56 198V195L55 196H53V195H51ZM86 196V195H85ZM116 196V195H115ZM131 196V195H130ZM135 196H137V195H135ZM153 196H157V195H155V193L153 194ZM167 196V198H166V200L167 201H169L168 199H170L169 197ZM181 196V195H180ZM218 196V195H217ZM216 196V197H217ZM220 196V195H219ZM261 196V195H260ZM7 197V196H6ZM9 197V196H8ZM7 197V198H8ZM25 197V196H24ZM50 196H48V198H49ZM90 197H87V198H90ZM96 197H98V195L96 196ZM104 197V196H103ZM103 197H102V200H103ZM112 197V196H111ZM124 197V196H123ZM132 197V196H131ZM131 197H130V200H129V202L131 201ZM147 197V196H146ZM182 197V196H181ZM194 197H195V195H194ZM193 197V198H194ZM236 197V196H235ZM10 198V197H9ZM25 198H27V197H25ZM24 198V199H25ZM42 198H44V196L42 197ZM52 198V199H53ZM77 198L78 197H76V200H77ZM86 198V197H85ZM87 198H86V200L85 199H83V200H81V201H86L87 202ZM100 198V197H99ZM108 198V200H109V197H107ZM136 198V197H135ZM134 198V199H135ZM138 198H140L139 196H138ZM142 198V197H141ZM152 198V200H150L151 202H154L155 203V205H156V202L153 200V198L154 197H151ZM192 198V199H193ZM239 198H240V196H239ZM27 199H32V198H27ZM33 199H35L34 197H33ZM32 199V200H33ZM46 199V198H45ZM150 199V198H149ZM182 200H184L183 198H181ZM191 199V200H192ZM196 199V198H195ZM195 199H193V200H195ZM204 199V198H203ZM218 199V198H217ZM222 199V198H221ZM12 200V199H11ZM14 200H16V199H14ZM14 200H12L13 201V205H15L16 204V206H17V203L14 201ZM26 200V199H25ZM24 200V201H25ZM32 200H31V202H32ZM51 200V199H50ZM57 199H55V201H56ZM59 200V199H58ZM75 200V201H76ZM107 200V199H106ZM107 200V201H108ZM113 200H115V199H113ZM125 200V199H124ZM144 201V199H141V201ZM147 200V199H146ZM206 200V199H205ZM28 202H29V200H27ZM26 201V202H27ZM34 201V200H33ZM52 201V200H51ZM55 201H53L52 203H54ZM74 201V200H73ZM80 201V202H81ZM89 201L91 202V200H89L88 199V202L87 203H85L84 202V204H86V206L88 205V203H89ZM140 201V200H139ZM162 201V200H161ZM209 201V200H208ZM207 201V202H208ZM223 201V200H222ZM240 201V200H239ZM28 202H27V204H28ZM30 202V203H31ZM58 202V203H59ZM78 202V201H77ZM95 202H97V201H95ZM100 202H102V201H100ZM99 202V203H100ZM109 202V201H108ZM146 202V201H145ZM170 202V201H169ZM184 202H186V201H184ZM211 202V201H210ZM209 202V203H210ZM225 202V201H224ZM15 203V204H14ZM44 203H45V201H44ZM51 203V202H50ZM57 203V204H58ZM105 203H107V202H105ZM115 203H118V202H114V204ZM154 203H152V204H154ZM161 203V202H160ZM208 203V204H209ZM227 203V202H226ZM32 204H34V203H32ZM46 204H49V202L48 203H46ZM73 204V203H72ZM76 204V203H75ZM91 204H93V203H91ZM103 204V203H102ZM128 204V203H127ZM127 204H125V205H127ZM130 204V203H129ZM143 204V203H142ZM151 204V203H150ZM172 204V203H171ZM199 204H201V203H199ZM205 204H206V202H205ZM205 204H203V205H205ZM216 204V203H215ZM221 204V203H220ZM224 204V203H223ZM1 205H2V203H1ZM41 205V204H40ZM54 205V208L56 207V206H58V205H56L55 206V203L53 204ZM94 205H96V204H93V209H96L95 207H94ZM132 205V204H131ZM154 205V206H155ZM161 205H162V203H161ZM160 204H159V206H161ZM189 205V204H188ZM202 205V204H201ZM201 205L200 206H198V207H201ZM210 205V204H209ZM219 205V204H218ZM21 206V205H20ZM19 206V209L21 208ZM52 206V205H51ZM75 207H76V205H74ZM99 206V205H98ZM123 206V205H122ZM133 206V205H132ZM132 206H129V207H132ZM143 206H144V204H143ZM157 206H158V204H157ZM163 206V205H162ZM172 206H175V205H172ZM192 206V205H191ZM212 206V205H211ZM210 206V207H211ZM223 206V205H222ZM224 206L226 207V205L224 204ZM228 206V205H227ZM2 207H3V205H2ZM1 207V208H2ZM80 207V206H79ZM146 207V206H145ZM144 207V208H145ZM176 207V206H175ZM188 207V206H187ZM3 208H5V207H3ZM2 208V209H3ZM23 208V207H22ZM21 208V209H22ZM35 208V207H34ZM86 208V207H85ZM88 208L90 209V207H87V209H85V211L86 210H88ZM100 208V206L99 207H97V209H99ZM116 208V207H115ZM118 208V207H117ZM134 208V207H133ZM132 208V209H133ZM151 208V207H150ZM149 208V209H150ZM220 208V207H219ZM6 209V208H5ZM4 209V210H5ZM40 208L39 207H37L36 208V210H39ZM57 209V208H56ZM92 209V210H93ZM131 209V208H130ZM157 209V208H156ZM167 209V208H166ZM197 209V208H196ZM210 209V208H209ZM212 209V208H211ZM4 210H3V213H4ZM23 210H24V208H23ZM29 210V209H28ZM41 210H42V208H41ZM75 210V209H74ZM79 210V209H78ZM110 212H111V210L110 209H108ZM107 210V211H108ZM122 210H124V209H122ZM173 210V209H172ZM190 210V209H189ZM194 210V209H193ZM204 210H206V208L204 209ZM82 211H84V210H82ZM96 211V210H95ZM100 211V210H99ZM113 211V210H112ZM125 211V210H124ZM145 210H143V212H144ZM147 211V210H146ZM145 211V212H146ZM153 211V210H152ZM169 211V210H168ZM196 211V210H195ZM216 211H218L217 209H216ZM223 211V210H222ZM29 212V211H28ZM32 212V210L30 211V213ZM46 212V211H45ZM91 212V211H90ZM92 212H94V210L92 211ZM98 212V211H97ZM127 212V211H126ZM130 212V211H129ZM128 212V213H129ZM132 212V211H131ZM130 212V214H133L134 212H132L131 213ZM201 212V214H202V212L203 211H200ZM3 213H1V214H3ZM6 213H7V211H6ZM42 213H43V211H42ZM77 213V212H76ZM75 213V214H76ZM79 213H81V209H80V212ZM79 213H77V215L79 214ZM88 213V212H87ZM96 212H94V214H95ZM99 213V212H98ZM103 213V212H102ZM101 212H100V214H102ZM128 213H126L127 215L126 216H128ZM139 213H141V212H139ZM138 213V214H139ZM176 213V212H175ZM195 213V212H194ZM212 213H214V212H212ZM8 214V213H7ZM82 214V213H81ZM100 214L99 215H96L95 216V218H97V219H99L100 218V220H101V217H99L100 216ZM129 214V215H130ZM156 215H157V213H155ZM154 214V215H155ZM168 214H170V213H167V215ZM197 214H198V212H197ZM203 214H205V213H203ZM202 214V215H203ZM217 214V213H216ZM221 214H222V212H221ZM220 214V215H221ZM4 215V214H3ZM2 215V216H3ZM82 215H84V214H82ZM89 215V214H88ZM91 215V214H90ZM106 215V214H105ZM105 215H103V216H105ZM119 216H120V214H118ZM124 215H125V213H124ZM124 215H123V217H124ZM173 215V214H172ZM175 215V214H174ZM206 215H207V213H206ZM205 215V216H206ZM209 215V214H208ZM6 216H8V215H6ZM14 216V215H13ZM150 216V218H154L153 217V215L151 214V215H149ZM171 216V215H170ZM187 216V215H186ZM197 216V215H196ZM217 216H219V214H217ZM216 216V217H217ZM225 216V215H224ZM78 217H79V215H78ZM77 217V219H78V224H79V222L81 221L80 220V217L78 218ZM83 217V216H82ZM99 217V218H98ZM116 217H117V215H116ZM137 217V216H136ZM158 217L159 218H157L156 219V217L154 218L155 220H158L159 219V221H157V222H159L160 224H161V222H160V216L158 215ZM176 217H178V216H176ZM199 217V216H198ZM207 217V216H206ZM92 218L93 217H91V220H92ZM124 218H126V217H124ZM162 218H163V216H162ZM161 218V219H162ZM168 218V217H167ZM166 218V219H167ZM170 218V217H169ZM171 218H172V220H173V224H175V227L177 228L178 226H179V224L180 223H178L177 221H176V219L174 218V216H171ZM183 218V217H182ZM202 218V217H201ZM218 219H219V217H217ZM221 218V217H220ZM75 219H76V217H75ZM83 219H86V217L84 218L83 217ZM82 219V220H83ZM96 219V220H97ZM105 219V218H104ZM187 219V218H186ZM212 219V218H211ZM223 219V218H222ZM18 219H16V217H15V220L14 221H17ZM94 220V219H93ZM92 220V221H93ZM95 220V221H96ZM106 220V219H105ZM126 219H124V221H125ZM133 220H134V218H133ZM142 220V219H141ZM144 220H146V218L144 219ZM144 220H142V221H144ZM183 220V219H182ZM76 221V223H77V220H75ZM74 220H73V222H75ZM87 221H89V219L87 220ZM86 221V222H87ZM108 221V220H107ZM117 221H118V218H117ZM122 221V220H121ZM130 221V220H129ZM137 221V220H136ZM169 221H171V220H169ZM179 221V220H178ZM191 221V220H190ZM18 222V221H17ZM20 222V221H19ZM100 221L98 220V223H99ZM113 222V221H112ZM127 220H126V222H124V223H126L127 224ZM148 222V221H147ZM180 222V221H179ZM203 222V221H202ZM212 222V221H211ZM65 223V222H64ZM97 223V222H96ZM111 223V222H110ZM120 223V222H119ZM123 223V222H122ZM123 223V224H124ZM134 223H136V222H134ZM145 223V222H144ZM150 223V222H149ZM178 223V224H177ZM201 223V222H200ZM10 224H11V222H10ZM73 224L74 223H72L71 225H70V232L72 233L71 234V236L73 235V236H75V235H77V229H76V226L78 225V224H76V226H74V228H73ZM102 224H103V222H102ZM109 224V223H108ZM114 223H112V225H113ZM121 224V223H120ZM122 224V225H123ZM155 224H157V223H155ZM165 224V223H164ZM172 224V223H171ZM173 224H172V226H173ZM203 224V223H202ZM9 225V224H8ZM13 225V224H12ZM17 225V224H16ZM80 225V224H79ZM78 225V226H79ZM81 225L83 226V224L81 223ZM87 225V224H86ZM142 225V224H141ZM147 225V224H146ZM163 225V224H162ZM77 226V227H78ZM92 226V225H91ZM103 226H105L104 224H103ZM102 225L100 226V229H101V227H103ZM107 226H109V225H107ZM114 226H116V227H114ZM120 226V225H119ZM123 226H126V225H123ZM137 226V230L139 231V228L140 227H138L139 226V224H135V227ZM145 226V225H144ZM148 226V225H147ZM158 226V225H157ZM167 224H166V229H167ZM190 226V224L188 225V227ZM207 226V225H206ZM217 226H219V225H217ZM228 226V225H227ZM6 227V226H5ZM66 227H67V225H66ZM65 227V228H66ZM130 227H132L133 229H136L135 227H133V225L131 226L130 225ZM171 227V226H170ZM184 227V226H183ZM68 228V227H67ZM66 228V229H67ZM87 228V227H86ZM104 228V227H103ZM110 228H117V224L116 225H113V227H110ZM109 228V230L107 229L106 231H108V232H110V229ZM120 228H121V226H120ZM119 228V229H120ZM123 228V227H122ZM131 228V229H132ZM151 228V227H150ZM159 228H160V225H159ZM159 228H158V230H159ZM163 228L165 229V226H163ZM172 228V227H171ZM2 229V228H1ZM7 229V228H6ZM6 229H4V230H6ZM9 229V228H8ZM12 229V228H11ZM63 229V228H62ZM94 229V228H93ZM114 229V230H115ZM119 229H116V231H118L119 232ZM133 229H132V231H133ZM141 229V228H140ZM143 230L145 229V227H143L142 228ZM161 229V228H160ZM165 229V230H166ZM180 229H182V228H180ZM184 229V228H183ZM206 229V228H205ZM18 230V229H17ZM29 230V229H28ZM98 230H99V226H98ZM122 230V229H121ZM124 230V229H123ZM130 230V229H129ZM136 230V231H137ZM172 231H173V229H171ZM12 231V230H11ZM24 230H23V228H22V232H23ZM64 231H66V230H64ZM89 231V230H88ZM96 231V230H95ZM128 231V230H127ZM145 231H146V229H145ZM212 231V230H211ZM1 232V231H0ZM7 232V231H6ZM80 232L82 233L83 231L82 230H80ZM102 232V231H101ZM103 232H105V231H103ZM124 233H122V235H120L119 233V235H117L116 233H114V234H116L117 236H115V240H113L114 242H112V241H109L108 239H107V242L105 241V243L106 244H108L109 245V247L110 248H113V251H110L109 252V254H108V252H107V254L108 255H104L103 254V256H101L100 257V260L99 261H97L96 262V264H152V260H151V256L153 257V256H155V255H157V251L159 250H157V249H155V248H152L153 246H149L147 243V241H145L144 243L143 242H141V241H135V243H134V249H125V248H123L120 244H118L117 242L119 241L120 243L122 242V241H124L125 242V244H126V242H130V241H132V240H134V238L132 237V240H130L131 239V235H129L125 230L123 231ZM131 232V231H130ZM140 232V231H139ZM147 232V231H146ZM149 232V231H148ZM183 232H184V230H183ZM208 232V231H207ZM8 233V232H7ZM19 233H21V232H19ZM25 233H26V231H25ZM30 233V232H29ZM105 233H107V232H105ZM134 233V232H133ZM138 233V232H137ZM162 233H163V231H162ZM165 233V232H164ZM163 233V234H164ZM175 233V232H174ZM180 233V232H179ZM179 233H178V231H177V236L179 235ZM181 233H182V231H181ZM188 233V232H187ZM187 233H186V235H187ZM4 234V233H3ZM9 237H12V236H15L16 234L14 233V232H10L9 231ZM7 234V235H8ZM67 234H69V233H67ZM101 233H100V231H99V234H97V236L98 235H100ZM108 234V233H107ZM113 234V233H112ZM144 234V233H143ZM142 234V235H143ZM153 234H154V232H153ZM162 234V235H163ZM171 234V233H170ZM2 235V234H1ZM70 235V234H69ZM110 235H111V233H110ZM134 235V234H133ZM132 235V236H133ZM147 235V234H146ZM168 235V234H167ZM167 235H166V239H167ZM173 235V234H172ZM181 236H182V234H180ZM207 235V234H206ZM210 235V234H209ZM68 236V235H67ZM102 236V235H101ZM105 236H106V238H108L107 237V235L105 234ZM137 236H138V234H137ZM152 236V235H151ZM171 236V235H170ZM169 236V237H170ZM174 236V235H173ZM181 236H179L180 238H181ZM91 237V236H90ZM93 237H95L94 235H93ZM113 237V236H112ZM135 237V236H134ZM139 237V236H138ZM144 236H142V238H143ZM147 237V236H146ZM67 238V237H66ZM98 238H99V236H98ZM105 238V239H106ZM136 238V237H135ZM145 238V237H144ZM142 239V240H145V239ZM155 238H156V236H155ZM171 238V237H170ZM178 238V237H177ZM186 238V237H185ZM95 239V238H94ZM111 239V238H110ZM140 239V238H139ZM188 239V238H187ZM195 238H193V240H194ZM199 239V238H198ZM8 240V239H7ZM6 240V238L5 239H2V240H0V244L1 243H4V242H6L7 241ZM67 240V239H66ZM71 239H69V241H70ZM97 239H95V241H96ZM112 240V239H111ZM141 240V239H140ZM148 240V239H147ZM179 241H180V239H178ZM68 241V240H67ZM87 241V240H86ZM94 241V240H93ZM109 241V242H108ZM149 241H150V239H149ZM172 241V240H171ZM184 241V240H183ZM91 242V241H90ZM134 242V241H133ZM155 242H157V241H155ZM174 242V241H173ZM175 242H177V241H175ZM72 243V242H71ZM77 243V242H76ZM82 242H80V244H81ZM85 243V242H84ZM150 243V242H149ZM183 243V242H182ZM205 243V242H204ZM207 243V242H206ZM7 244V243H6ZM65 244V243H64ZM67 244V243H66ZM65 244V245H66ZM70 244V243H69ZM88 244H91V243H88ZM87 244V245H88ZM129 244V243H128ZM132 244V243H131ZM151 244H153V243H151ZM202 244V243H201ZM8 245H10V244H8ZM13 245H14V243H13ZM16 247H18L15 251H14V249L16 248H14V249H6V251L4 250V251H0L1 252V254H0V264H7V258H9V256L10 255H12V256H14V260L18 257V256H20V254L21 253H27V250L29 249V247H28V245H27V241H22V242H20V243H17L16 242ZM92 245V244H91ZM107 245V246H108ZM174 245V244H173ZM191 245H193L192 244V242H191ZM196 245H198V244H196ZM210 245V244H209ZM12 246V245H11ZM63 246V245H62ZM72 246H74V243L72 244ZM78 246V245H77ZM82 246H84V245H82ZM105 247V248H107V249H109L108 247ZM132 246V245H131ZM159 246V245H158ZM183 247H184V245H182ZM185 246L187 247V245H186V243H185ZM207 246V245H206ZM211 246V245H210ZM1 247V246H0ZM3 247V246H2ZM66 247H68L67 245H66ZM71 247V246H70ZM157 247V246H156ZM195 247V246H194ZM5 248H7V247H5ZM9 248V247H8ZM64 248H65V246H64ZM73 248V247H72ZM77 248V247H76ZM133 248V247H132ZM158 248V247H157ZM203 247H201V249H202ZM4 249V248H3ZM68 249V248H67ZM69 249H71V248H69ZM106 249V250H107ZM196 249H198V248H196ZM195 249V250H196ZM143 250V251H142ZM189 250H191L190 248H188V250H187V252L189 251ZM160 251V250H159ZM158 251V252H159ZM194 250L192 249V252H193ZM197 251V250H196ZM201 250H199L198 252H200ZM30 252V251H29ZM202 252H203V250H202ZM205 252V251H204ZM203 252V253H204ZM208 252H210V251H208ZM163 253V252H162ZM166 253V252H165ZM180 253V252H179ZM201 254L202 256L204 255V254ZM214 253V252H213ZM106 254V253H105ZM194 254V252L192 253V255ZM196 254V253H195ZM206 254V253H205ZM26 255H28V254H26ZM179 255V254H178ZM200 255V256H201ZM214 255V254H213ZM217 255V254H216ZM24 256V255H23ZM148 256H150V258H148ZM158 256V255H157ZM160 256V255H159ZM194 256V255H193ZM193 256H191V258L192 259H194L195 257L197 258V254L193 257ZM200 256H198V259L200 260V259H202ZM206 256V255H205ZM209 256V255H208ZM22 257V256H21ZM26 257V256H25ZM29 257V256H28ZM200 257V258H199ZM210 257V256H209ZM222 257V256H221ZM190 258V259H191ZM211 258V257H210ZM21 259V258H20ZM23 259V258H22ZM21 259V260H22ZM35 259V258H34ZM195 260V259H194ZM197 260V259H196ZM195 260V261H196ZM199 260H197V261H199ZM203 260V259H202ZM205 260V259H204ZM207 260V259H206ZM206 260L205 261H203V262H205L206 263ZM43 261V260H42ZM195 261H193V262H195ZM201 261V260H200ZM22 262V261H21ZM21 262H19V263H21ZM202 262V261H201ZM201 262H199V263H201ZM201 263V264H205V263ZM212 263V262H211ZM22 264V263H21ZM206 264H210V263H208V260H207V263Z\"/></svg>",
  "mask_w": 264,
  "mask_h": 264
}]
</instances>
